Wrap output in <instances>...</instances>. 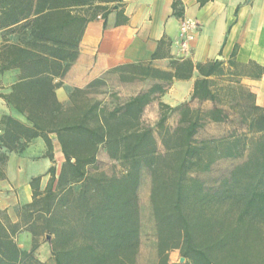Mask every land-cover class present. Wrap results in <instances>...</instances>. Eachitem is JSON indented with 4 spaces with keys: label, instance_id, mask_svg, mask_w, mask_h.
<instances>
[{
    "label": "trees",
    "instance_id": "obj_1",
    "mask_svg": "<svg viewBox=\"0 0 264 264\" xmlns=\"http://www.w3.org/2000/svg\"><path fill=\"white\" fill-rule=\"evenodd\" d=\"M43 1L49 10L37 16L36 26L41 38L54 41L60 29L65 32L73 21L68 11L54 9L76 2ZM56 20L60 24L56 25ZM32 48L34 52L29 53L16 49L15 59L22 60L27 72H21L11 92L1 97L31 123V128L22 130L26 141L16 147L22 150L30 138L39 135L53 160L48 135L54 133L64 161L58 175L54 166L49 168L44 191L39 190V177L31 180L33 200L23 210L21 221L0 220V264H43L35 257L37 237L43 233L53 236L50 250L55 264H135L139 243L136 192L143 172L150 180L155 264H264V107L255 105L254 95L237 80H224L226 84H219V93L227 90L246 99V113H240L241 119L246 130L257 137L245 160L234 166L218 186L206 187L196 176L209 170L217 159L242 156L245 147V142L238 146L239 138L218 143L195 138L206 119H228L225 109L216 106V92L211 89V76L222 78L227 74L215 72L220 62L213 61L207 72L198 66L199 77L191 94L193 99L213 102L210 110L192 109L187 103L174 108L160 103V116L152 127L141 120L149 103L146 93L111 106L89 98V90L103 85L102 79L75 88L71 103L63 106L55 97L54 89L60 82L54 83L53 76L63 75L68 65L63 72H48L54 66L39 53L54 55L55 50L43 45ZM156 73L129 72L120 78H145ZM189 75L174 72L170 77ZM173 111L179 112V122L166 127L167 113ZM6 121L19 130L15 121ZM100 148L119 163L120 171L106 174L97 170ZM78 183L79 193L73 197L72 185ZM22 228L32 235L26 251L14 240ZM175 250L179 258H184L182 263L170 261L169 252Z\"/></svg>",
    "mask_w": 264,
    "mask_h": 264
},
{
    "label": "crops",
    "instance_id": "obj_2",
    "mask_svg": "<svg viewBox=\"0 0 264 264\" xmlns=\"http://www.w3.org/2000/svg\"><path fill=\"white\" fill-rule=\"evenodd\" d=\"M72 1L76 3L54 9L68 11L73 21L65 32L60 29L61 33L53 41L41 38L42 32L36 26L37 16L49 10L45 1L0 0V139L5 143L0 141L1 221H21L23 210L33 200L31 180L39 177V190L44 191L50 177L49 168L54 166L58 175L64 161L54 133L48 135L53 160L47 156V147L39 135L30 138L22 150L16 147L26 141L22 130L31 128L26 115L1 97L11 92V86L19 81L21 72H27L21 65L22 60L15 59L16 49L28 53L34 52L33 45L54 49V55L39 53L54 66V70L48 72H63L68 65L63 75L53 76L54 83L60 82L54 93L63 106L71 103L70 95L75 88L82 89L93 80L102 79L103 85L99 87L114 89L117 96L122 97L121 102L142 93L149 95L141 120L144 112L151 108L157 114L156 124L160 103L171 108L187 103L192 109L206 112L215 104L208 99H193L191 94L199 77L198 66L207 72L216 60L220 64L215 72H226L223 77L237 80L254 95L255 105L264 107V0ZM183 17L194 20L198 26L187 55L180 57L175 40ZM58 23L60 21L56 20L55 24ZM42 26L46 28L47 23ZM129 72L157 73L121 80L120 75L128 76ZM174 72H189L190 75L187 78L170 77ZM210 79L213 80L212 91L217 92L219 75ZM6 118L15 121L19 130L10 127ZM172 118L175 124L171 127H174L179 122V112H168L166 122ZM96 167L108 174L99 164ZM89 171L94 168L89 167ZM144 174L136 192L139 243L135 264L141 261L145 244L151 248L155 264L156 236L149 201L150 180L148 185L142 181ZM79 189L80 183L72 185L73 197ZM63 193L64 190L60 191L56 198ZM52 238L45 233L37 237L35 257L43 264H55L50 250ZM14 240L26 251L31 247L32 235L22 228L14 235ZM174 253L178 255L176 250L169 252L171 262H175L171 259Z\"/></svg>",
    "mask_w": 264,
    "mask_h": 264
},
{
    "label": "rangeland",
    "instance_id": "obj_3",
    "mask_svg": "<svg viewBox=\"0 0 264 264\" xmlns=\"http://www.w3.org/2000/svg\"><path fill=\"white\" fill-rule=\"evenodd\" d=\"M232 79L229 76L219 78L216 83L217 86L219 84L225 85L226 82L224 80ZM89 98H91L95 102L103 103L108 106L111 104H116L121 102L122 97L117 96V92L114 89H104L103 87H93L89 90ZM120 98V100H119ZM246 103V99H242L238 93L229 92L227 90H223L219 93V90L216 92V106H220L225 109L228 114V119L223 122H213L207 120L203 123L198 129L195 138L197 140H210L215 142H220L230 138H239L240 144L238 146L241 147V143L245 142V147L242 156L237 158H220L217 159L210 167L209 170L204 172H198L196 176L200 178L205 184L206 187H216L219 185V182L229 173V171L236 165L242 163L246 155L251 148L253 140L257 137V135L253 132H248L246 130V126L241 119V112L246 113L244 109V104ZM157 114L155 110L148 108L147 111L144 112V116L142 122L145 125L154 127V122L156 121ZM174 119H170L169 122H166V127L173 126ZM155 136L159 138V131L157 129L154 130ZM160 147V144H159ZM239 147V148H240ZM98 164L101 168H103L108 174L113 172L120 171V166L117 161L111 160L106 153L103 152L102 148L98 151ZM144 178H142L144 182L148 185L149 178L147 174H144ZM145 229H147V222L145 221ZM171 259L173 261L179 262V257L177 253L172 254ZM138 264H153L151 248L148 244H145L144 251L142 254L141 261Z\"/></svg>",
    "mask_w": 264,
    "mask_h": 264
},
{
    "label": "built area",
    "instance_id": "obj_4",
    "mask_svg": "<svg viewBox=\"0 0 264 264\" xmlns=\"http://www.w3.org/2000/svg\"><path fill=\"white\" fill-rule=\"evenodd\" d=\"M197 26L198 25L194 20L186 17L181 18L178 34L175 40V44L178 47V56L185 57L187 55L190 43L195 37Z\"/></svg>",
    "mask_w": 264,
    "mask_h": 264
},
{
    "label": "water",
    "instance_id": "obj_5",
    "mask_svg": "<svg viewBox=\"0 0 264 264\" xmlns=\"http://www.w3.org/2000/svg\"><path fill=\"white\" fill-rule=\"evenodd\" d=\"M184 261V258L183 257H180L179 258V262L182 263Z\"/></svg>",
    "mask_w": 264,
    "mask_h": 264
}]
</instances>
